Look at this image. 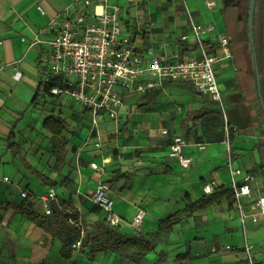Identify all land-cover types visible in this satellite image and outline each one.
Masks as SVG:
<instances>
[{
  "label": "crops",
  "instance_id": "0c3cea01",
  "mask_svg": "<svg viewBox=\"0 0 264 264\" xmlns=\"http://www.w3.org/2000/svg\"><path fill=\"white\" fill-rule=\"evenodd\" d=\"M230 1L161 0L159 3L164 14L169 13L175 18L172 30L178 29L177 35L187 32L182 37H190L192 33L188 14H191L199 24H215L217 30L208 35L206 40L210 44V50H217L218 37L221 34L229 37ZM202 2L207 9L205 13L198 9ZM209 2H215L216 5L210 8ZM143 3L144 0L141 5ZM141 5L135 10L139 19ZM156 5L157 3L152 7L145 6L151 19L156 18L158 11ZM38 7L45 10V16L38 12ZM181 7L184 8L183 12ZM82 10L80 0H0V169L3 166H16L19 171L14 177L13 185H8L11 182L9 177L4 176L2 180L0 178L1 202L19 205L24 201L22 194L26 192L34 203L36 212L44 217L46 211L44 198L47 196L45 194L54 189L58 201L69 203L79 211L83 239L85 229L82 228L81 221L88 225L92 224L93 228L96 222L104 220L105 214L94 207L89 194L94 193L101 182H105L111 188L109 196L114 201V211L124 220L123 226L119 229L127 236H135L137 232L156 233L165 219L179 215L180 222L174 227L172 234L166 236L167 242H159L156 249L149 253L141 264H250V255L244 249L246 241L249 244L250 234L259 237L257 245L259 251L253 252L254 247L251 245L253 247L251 256L255 264H264V215H258L257 224L252 220L248 221L245 235L238 210L234 204L230 206L226 200L220 205L194 213L184 211L190 202L194 203L210 196L204 191V186L210 183L209 181L216 183L217 191L220 188L231 189L230 166L234 170L242 171V175L236 177L237 181L250 178L255 199L264 195V134L257 122L254 128L251 126V119L246 114V106L243 103V94L233 82L232 64L225 61L219 68V75H222L223 71L228 75L225 79L226 86L233 85V88L223 90L227 122L238 129L232 144L206 142L205 131H202L203 124L197 126L194 120L204 112L221 111V108L208 98L189 90L190 93L198 94L212 104L211 108H207L208 111H199L192 119V125L188 127L193 130L197 143H194L192 136H189V140L185 138L187 119L154 117L156 113L152 110L158 107L159 98L155 106L147 109L151 110L147 115L153 118L149 121L148 118L143 119L147 134L145 143L140 145L136 141L130 143L120 139V134L128 122L131 102L142 101L144 96L127 98L118 121L102 116L94 126L93 118L88 111L66 98L53 97L43 83L50 66L48 47L45 44L32 46L35 38L44 32L41 39H50L53 35L50 27L54 19L58 17L60 21L73 17ZM133 11L129 12L128 18L135 24L140 47L154 53L151 34L142 31L139 20L132 18ZM142 34L146 36L151 46L143 42L145 37L143 38ZM182 37L180 46L172 53L184 48ZM164 48L162 46V52L158 54H169L163 51ZM184 84L188 83H166L163 89L158 91L171 95L172 88L184 87ZM47 105L55 108V112L49 111ZM68 105H75L79 116H85L90 121L88 126L90 135L98 134L99 139L93 140L95 141L93 146L80 148L78 134L75 137L68 132L70 121L67 117L72 114ZM59 116L67 125L62 137L67 141L68 155L63 162L54 157L55 139L44 129V123L48 118ZM159 120L160 123L166 124L165 128L159 127L161 126L158 124ZM163 129H168L171 136L180 135L185 138L187 146L184 153L194 159L190 169H183L177 161L169 157L171 139L162 135ZM156 131H159V141L153 136ZM108 133L118 135L117 139L109 143ZM237 137L246 138L252 147L250 151L252 156L249 159L247 157L242 163L236 150ZM11 144L14 147L9 150ZM97 144H100V147H97ZM199 144L205 146L203 151L207 153L208 158L200 155L203 151L198 150ZM139 151L144 152L142 154L144 159L138 162L134 155ZM233 152L236 157L233 156ZM21 155L25 158H21ZM206 160L208 164H204ZM24 163L57 183V187H43L42 183L26 169ZM92 163L98 164L100 170H94L91 167ZM113 165L116 166L111 169L112 174L107 181L109 176L105 171H109ZM118 171L128 177L119 182H112ZM5 178L8 182L4 181ZM63 181H67V187L60 186ZM140 209L145 210L147 216L142 228L134 230L129 223ZM0 215L2 217L0 264H134L127 257L123 258L122 252L103 253L91 261L87 255L88 250L83 247L79 251L73 250L70 261L65 259L64 262L59 261L57 255H60L63 248L60 240L56 239L52 243L51 235L14 210L8 212L0 210ZM177 230L183 233V238L187 236L181 244L173 243ZM46 239H50L48 247L44 246ZM162 253L167 254V259L161 263L159 258ZM132 254L133 251H127V255Z\"/></svg>",
  "mask_w": 264,
  "mask_h": 264
},
{
  "label": "built area",
  "instance_id": "2783aa9c",
  "mask_svg": "<svg viewBox=\"0 0 264 264\" xmlns=\"http://www.w3.org/2000/svg\"><path fill=\"white\" fill-rule=\"evenodd\" d=\"M83 10L73 17L52 21L50 31L52 37L41 39V32L32 46L45 44L48 47L50 66L44 80L53 97L66 98L75 105L88 111L93 118V125L98 118L106 116L118 121L120 113L129 97H143L150 92L163 89L166 83H188L196 92L217 104L223 112L226 123L225 132L229 134L228 118L224 111V97L219 80L220 64L231 59L230 41L227 35L221 34L216 44L220 50H210L204 43V36L217 30L216 25L204 26L188 14L190 29L194 41L188 36L182 42L190 47L188 52L182 48L172 54H154L140 47L139 34L129 21V12L137 10L142 0H80ZM216 5L209 2L210 8ZM38 12L45 16L46 12L38 7ZM128 18V20H126ZM59 24V25H58ZM194 48V49H193ZM20 75V74H19ZM162 135L170 137L169 157L185 169H190L194 159L184 153L187 141L183 136L172 135L168 129ZM229 143V142H228ZM100 147V144H97ZM201 149L204 145L199 144ZM94 170H100L98 164L92 163ZM234 205L238 210L244 234L247 224L252 220L258 223V215H264V195L254 198L250 178L237 181L242 175L241 170L230 166ZM8 182V179H4ZM215 182L205 184L206 195L214 194L217 189ZM111 188L108 183L101 182L91 201L94 207L104 214V220L110 227L123 226L124 220L114 211V201L109 196ZM23 199L28 198L25 192ZM58 202L54 189L44 198L45 216H50V204ZM147 216L140 209L130 227L140 230ZM82 239L72 249H82ZM231 249L230 247L228 248ZM245 251L250 255V264H255L251 251L253 247L246 241Z\"/></svg>",
  "mask_w": 264,
  "mask_h": 264
},
{
  "label": "trees",
  "instance_id": "16d2710c",
  "mask_svg": "<svg viewBox=\"0 0 264 264\" xmlns=\"http://www.w3.org/2000/svg\"><path fill=\"white\" fill-rule=\"evenodd\" d=\"M204 45L210 49L209 43ZM184 51L188 52L190 47L183 43ZM194 49V48H193ZM169 85H166L168 87ZM165 87V88H166ZM184 87L190 92H196L194 87L189 84H184ZM160 97V91L153 94H147L142 98L139 109H149L157 104V99ZM195 124L205 125L206 128L213 127L216 131L220 129L225 130L226 123L224 121L223 112L220 110H212L204 112L198 115L195 120ZM67 125L63 118L50 117L44 123V129L50 132L55 139V146L53 149V155L59 161L63 162L67 158V141L63 139V133L66 131ZM238 129H235L229 124V134L226 137L220 133H216L214 141H208L209 144H221L224 142H234ZM212 137V136H211ZM14 147L13 144L9 145V150ZM28 171H30L41 183L43 187L55 188L57 183L50 181L47 177L27 163H24ZM128 177V175L118 171L113 176L112 182H119ZM226 200L230 206L235 202L232 189L220 188L217 192L209 197L197 202H190L184 210L185 212L194 213L197 211L205 210L214 205H220ZM0 210L8 212L14 210L20 213L24 218L34 223L39 228L45 230L51 235L52 243L58 239L62 242L63 248L60 255L63 259L70 261L72 259L73 249L72 246L81 239L82 229L80 226V213L69 203L58 201L50 204L51 215L41 217L35 210L34 203L30 198L24 199L19 204L2 203L0 198ZM2 217L0 215V223ZM180 222L179 215H173L165 219L159 226L156 233H150L144 236L142 233L137 232L135 236H127L120 231L119 228H113L107 225L105 220L96 222L93 225V231L88 233L82 239V246L88 250L87 255L92 261L98 255L103 253H118L124 251H133L132 255H128L127 259L134 264H141L146 256L153 252L157 244L163 240L165 236L172 234L174 227ZM50 239H46L44 246L48 247ZM167 254L162 253L159 258V262H165Z\"/></svg>",
  "mask_w": 264,
  "mask_h": 264
},
{
  "label": "rangeland",
  "instance_id": "374dc122",
  "mask_svg": "<svg viewBox=\"0 0 264 264\" xmlns=\"http://www.w3.org/2000/svg\"><path fill=\"white\" fill-rule=\"evenodd\" d=\"M159 1L161 0H144V3L141 5V15L140 18L138 16H136V11L134 10L132 13V18H136L139 20L140 23V27L142 28V31H148L150 32L152 37V47L154 49V53L158 54L161 53V47H165L163 51H167L169 54L172 52H175L176 49L180 46L181 44V37L182 35H184L187 32L182 33V35H177V33H179V30H172V28L174 27V17H171V15L168 14H164V10L161 8V4L159 3ZM157 3V15L156 18L151 19V15L148 16V12L147 10H145V6L149 5L152 7V5ZM248 4V2H246ZM205 4L202 2L201 4H199L198 9H202L204 11V13L207 11V9L204 7ZM150 9V8H149ZM184 8L181 7V11L183 12ZM233 13V10L229 9V14ZM163 19L165 21V23L163 24ZM126 20H128V18H126ZM189 20V18H188ZM230 22V21H229ZM157 23V25H156ZM159 23V24H158ZM190 23V22H189ZM204 26L210 25V24H202ZM215 25V24H214ZM231 25V23L229 24ZM132 26L135 27V24L132 23ZM233 28H236L237 25H233ZM139 29V28H138ZM143 42L146 45H150L151 43L149 42V40H146V36L143 35ZM208 36H204L203 39L206 40ZM190 41H194V36L191 33L190 37H189ZM218 50H220V46H218ZM228 78L227 73H225L223 71V74L219 76V80H220V84H221V88L222 90L224 89H229V88H233V85L231 86H226V80ZM177 88V90H176ZM176 88H172L171 92L169 94H165L164 91L160 92V97L158 99V104H157V108L152 110L154 111L156 114L154 115V117L160 119V117H164L166 116L168 119H172V120H180V119H187L186 120V128H187V133H185V138L187 140H189V136H192L194 139V143H197L198 141L196 140V138L194 137V132L192 129L188 128L190 127V125H192V119L198 114V112L200 111H208L209 109L207 108H211L212 104H210L205 98L199 96L198 94H193L190 93L188 90L184 89L183 86H178ZM141 104V100L138 101H132L130 104V111H129V116H128V122L126 123L123 132H121L120 134V139L122 140H126L129 141L130 143L132 141H136L139 143V145L141 143H145V139H146V130H145V120H143L144 118H148V121L153 118V116H149L147 115L151 110H147V109H139V105ZM48 110L55 112V108H51L50 105H47ZM68 109L71 110L72 114L71 116L69 115V117H67V119L70 121V124L68 126V132L72 135H74L76 137V135L78 134V145L80 148H88L90 146H93L95 141V139H99L98 134H89V128L88 126L90 125V121L87 120V118L85 116H79L80 114L78 113L77 110H75V105H68L67 106ZM51 108V109H50ZM82 109V108H81ZM139 117H141V119H139ZM225 121V120H224ZM158 124L161 126H159L161 129L166 127V124L160 123V120L158 122ZM258 126H260V131L262 132V134H264V122L260 123H256ZM157 126V127H158ZM203 129L202 131H205V135H206V142L208 141H214L215 140V134L216 133H220L222 135H226L225 130L220 129V131H216L213 127H209L206 128L205 125H203ZM252 127H255V124L252 125ZM129 129H132L131 131ZM136 131V132H135ZM122 135V136H121ZM153 135V134H152ZM156 137V140L159 141V131H156L155 134L153 135ZM212 136V137H211ZM118 135H113L111 133L107 134V140L109 143H112L113 141H115L117 139ZM237 146H236V150L237 152L240 154L239 159L240 162L242 163L243 161L247 160L252 156V153L250 152L252 147H251V142L248 141L246 138H238L237 137ZM229 144V143H228ZM156 146V145H155ZM264 146V144H263ZM1 150V149H0ZM198 150L203 151L204 149H201L200 147L198 148ZM264 150V148H263ZM235 152V151H234ZM233 152V156L236 157L235 153ZM144 152H136L134 157L138 159L139 161H142L144 159V157L142 156ZM200 155L205 159L208 158L207 153H205V151L200 152ZM228 156V154H226V157ZM246 156V158H244ZM21 158H25L24 155H21ZM204 164H208L207 160L205 161ZM131 166H134V164H130ZM116 166V165H115ZM110 166L109 171H105V174H107L109 177L107 179V181H109L110 176L112 174L111 169H113L115 167ZM4 167V166H3ZM0 169V178L1 180L3 179L4 176L9 177L11 182L8 184H14V177L16 175L18 171L16 166H12V167H4V168ZM112 167V168H111ZM204 170V169H203ZM211 182V181H209ZM60 186L62 188L67 187V181H63L60 183ZM95 192L92 194H89V197L92 198L94 196ZM48 196V194H45ZM29 198V197H28ZM58 199V198H57ZM82 223V228L85 229V236L90 233L93 228H92V224H86L85 221H81ZM260 226V224H259ZM91 228V229H90ZM144 236H147L148 234L143 233ZM183 233H180L179 230L176 231L175 236L173 237V243L174 244H181L184 242L185 238H183ZM243 237V235H242ZM168 237H164L163 240L161 242H167ZM261 241V240H260ZM240 242V240H239ZM259 243V237L257 236H253L252 234H250L249 236V244L253 245L254 249L253 252H258L259 251V247L257 246ZM123 253V258H126L127 255V251L122 252ZM130 253V252H129ZM57 258L59 259V261H65L60 255H57ZM255 262V260H254Z\"/></svg>",
  "mask_w": 264,
  "mask_h": 264
},
{
  "label": "flooded vegetation",
  "instance_id": "af4514ba",
  "mask_svg": "<svg viewBox=\"0 0 264 264\" xmlns=\"http://www.w3.org/2000/svg\"><path fill=\"white\" fill-rule=\"evenodd\" d=\"M229 9V62L252 126L264 122V0H231Z\"/></svg>",
  "mask_w": 264,
  "mask_h": 264
}]
</instances>
